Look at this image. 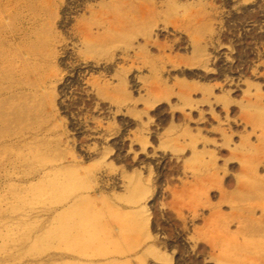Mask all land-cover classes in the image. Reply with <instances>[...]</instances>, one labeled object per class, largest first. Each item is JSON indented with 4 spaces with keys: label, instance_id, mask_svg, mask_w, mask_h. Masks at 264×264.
<instances>
[{
    "label": "rangeland",
    "instance_id": "1",
    "mask_svg": "<svg viewBox=\"0 0 264 264\" xmlns=\"http://www.w3.org/2000/svg\"><path fill=\"white\" fill-rule=\"evenodd\" d=\"M0 264H264V0H0Z\"/></svg>",
    "mask_w": 264,
    "mask_h": 264
}]
</instances>
